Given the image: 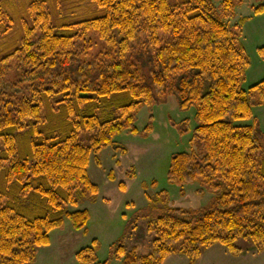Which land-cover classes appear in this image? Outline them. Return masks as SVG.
<instances>
[{
  "label": "trees",
  "instance_id": "trees-1",
  "mask_svg": "<svg viewBox=\"0 0 264 264\" xmlns=\"http://www.w3.org/2000/svg\"><path fill=\"white\" fill-rule=\"evenodd\" d=\"M215 1H219L216 6ZM242 0H0V264H31L49 233L98 187L91 154L139 134L135 113L166 91L180 108L196 105L202 152L172 156L168 180L183 191L201 180L216 196L209 208L171 209L150 230V252L119 246L123 264H163L181 255L196 264L215 244L231 254L249 240L264 250V147L235 121L264 105V79L240 87L248 65L230 25ZM264 13V3L253 8ZM264 59V45L258 50ZM150 125L142 130L147 133ZM94 263L93 248L76 254Z\"/></svg>",
  "mask_w": 264,
  "mask_h": 264
},
{
  "label": "rangeland",
  "instance_id": "rangeland-1",
  "mask_svg": "<svg viewBox=\"0 0 264 264\" xmlns=\"http://www.w3.org/2000/svg\"><path fill=\"white\" fill-rule=\"evenodd\" d=\"M263 3L264 0H242L233 14L222 17L230 25L247 18L237 42L248 61L240 83L244 90L264 79V59L258 52L264 45V13L255 14L253 10ZM215 4L218 6L219 1ZM253 120L264 147V105L254 106L252 118L235 121V125H251ZM148 125L149 131L143 133ZM198 125L196 105L181 109L177 95L171 90L151 108L141 106L135 113L139 134L123 131L115 137V146L105 147L90 156L87 173L98 191L69 206L70 211H88L87 225L75 229L64 219L61 227L49 233V245L37 249L31 264H80L76 254L87 247L95 252L94 263L123 264L115 253L119 246L126 250L137 248L140 254H148L154 236L150 227L168 210L209 208L216 194L201 180L185 185L180 192L181 189L167 178L173 155L202 152L195 137ZM252 244L244 239L236 243L239 248Z\"/></svg>",
  "mask_w": 264,
  "mask_h": 264
},
{
  "label": "crops",
  "instance_id": "crops-1",
  "mask_svg": "<svg viewBox=\"0 0 264 264\" xmlns=\"http://www.w3.org/2000/svg\"><path fill=\"white\" fill-rule=\"evenodd\" d=\"M238 255L231 254L220 244L206 248L196 264H264V250L257 251L254 245L242 248ZM163 264H188V259L181 255L168 256Z\"/></svg>",
  "mask_w": 264,
  "mask_h": 264
}]
</instances>
